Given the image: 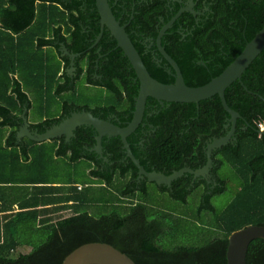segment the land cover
<instances>
[{"label": "trees", "instance_id": "1", "mask_svg": "<svg viewBox=\"0 0 264 264\" xmlns=\"http://www.w3.org/2000/svg\"><path fill=\"white\" fill-rule=\"evenodd\" d=\"M206 4L198 23L183 12L161 37L189 86L217 76L264 26V0ZM164 10L163 0H151L126 33L149 74L173 83L168 63L156 61L140 41L156 36L158 17L169 19ZM98 32L95 0H0V264H61L89 241L109 243L136 264H227L229 234L247 224L264 225V48L225 89L240 118L234 138L212 152L213 183L184 173L167 186L137 178L119 136L102 137L106 162L88 150L95 144L91 126H78L68 141L16 138L23 109L37 132L72 111H90L119 126L131 119L139 82L107 32L100 52L111 49L109 62L101 58L103 66L95 69L98 43L89 46ZM62 46L79 53L74 79L64 70L69 58ZM97 74L102 82L94 80ZM85 82L104 88L88 95ZM228 117L216 94L163 104L147 97L142 122L126 139L147 171L196 169L206 162V141L228 132ZM80 165L87 174L82 181ZM150 184L176 203L159 205L161 195ZM228 191L230 199L216 208L212 197ZM65 210L71 214L58 215ZM25 246L27 252L18 251ZM246 264H264V239L250 242Z\"/></svg>", "mask_w": 264, "mask_h": 264}, {"label": "water", "instance_id": "2", "mask_svg": "<svg viewBox=\"0 0 264 264\" xmlns=\"http://www.w3.org/2000/svg\"><path fill=\"white\" fill-rule=\"evenodd\" d=\"M95 6L99 14L100 30L96 36L93 45L98 41L104 27L108 29L114 37L117 47L128 59L132 69L135 72L139 82L137 95L134 98V109L131 119L124 125L119 126L108 119H102L94 116L90 111L80 110L72 111L67 117H64L57 124L51 125L43 132H37L30 128L26 109L20 114L21 124L16 130L17 140L28 138L34 142H44L51 139L64 137L68 141L73 135L74 130L80 125H87L94 128L96 135L95 144L88 150L99 154L103 160H107L102 154L101 139L104 135L119 136L122 147L125 152V158H129L137 168V178H146L156 184L170 186L171 182L184 173H190L194 178L202 177L207 180L210 177L212 168V152L214 149L226 144L234 137V131L237 118L240 114L230 108L225 99V89L235 80L240 79L244 70L252 60L264 48V26L244 45L241 52L215 77L208 82L198 85L189 86L184 82L182 73L175 60L165 51L161 45V36L170 27L182 10L194 12L191 9V3L188 7L180 9L174 16L166 22L158 31L155 43L158 51L173 70V83H163L153 78L145 67L138 51L131 42L124 26L114 17L108 0H95ZM61 50L74 58L77 54H70L63 46ZM72 62V61H71ZM170 72V70H168ZM218 95L223 109L228 113V122L225 124L229 127L228 132L220 137H213L205 146L206 162L203 166L191 169L182 167L173 170L169 174L158 171H147L140 164L139 160L133 155L127 136L136 130L141 124L145 110L147 97L155 98L160 104L163 102H198L212 95ZM255 238L264 239V225L247 224L237 230L232 231L228 238L226 249L227 264H246V252L250 242ZM61 264H136L127 254L115 248L106 242L89 241L84 242L70 252H68L61 261Z\"/></svg>", "mask_w": 264, "mask_h": 264}, {"label": "flooded vegetation", "instance_id": "3", "mask_svg": "<svg viewBox=\"0 0 264 264\" xmlns=\"http://www.w3.org/2000/svg\"><path fill=\"white\" fill-rule=\"evenodd\" d=\"M150 1L151 0H108V3H109V6L111 8V11H112L114 17L119 21L120 25L124 26L125 31H126V27L130 26V23H131L132 19L134 18L136 13L139 12V8H140L139 14H141L143 12V10L145 9V7L147 6V4H149ZM163 3H164V7H165L164 15L166 16V18L168 17L169 19L165 21L164 20V16H159L158 17V20L155 23V28H154V30L157 31V33L161 29V27L166 22H168L170 20V18L172 16H174L180 9L188 7L190 5V3H191V9L194 12L192 13L191 11L182 10L181 13L178 15V17L180 15H182L183 12H188V13H190L193 16L194 22L198 23L199 20L201 19L200 17L203 16L205 14V12L208 10L207 4H206V0H163ZM198 3H200V5ZM142 6H144V7H142ZM177 18L175 19V21L177 20ZM174 22H173V24H174ZM188 22L191 23L192 21L188 20ZM98 27H99V30H100L99 14H98ZM170 27H168V29ZM180 27H182V26L180 25ZM184 28L185 27H183L182 29H184ZM133 31L134 30L132 29V32ZM104 32L108 33L109 43H111L113 41L115 42V46H113V49L117 48L116 41H115L114 37L110 34L108 29L106 27H104L103 30H102V34H101L100 38L98 39V41L93 45L94 41L96 40V37H95L93 42L89 46V48H93L98 43V47L96 48V52H98V57L95 60V63H96L95 64V69L96 70L100 69L103 66V64H104V63H102L100 65V59L101 58H103L105 60V62H109V58H108L107 55H110V50L111 49H106V50H104V52H100V51H102L104 49V46H103V44L101 42V38H102V35L104 34ZM165 32H164V34H165ZM157 33H156V35H157ZM98 34H99V32H98ZM155 38H156V36L155 37L143 36V37L140 38V41L145 45L147 50H150L153 58L156 61L161 62L164 58L162 57V55L160 54V52L158 51V49L156 47ZM62 53L65 54L63 51H62ZM70 54H77V55L74 58H71L69 55H67V57L69 58V61H68V65L64 67V70L66 71L69 80L71 78L74 79V77H76V75H77L76 74L77 73V70H76L77 66L75 64V59H76L77 56H79V53H70ZM158 55H160V57ZM123 56H124V54H123ZM93 77H94V80H98L99 82H102L100 74H97V75H95ZM85 85L89 86V87H94V85H91V84L86 83V82H85ZM95 86H97V85H95ZM97 87H98V90L104 88L101 85V83H99ZM210 140L206 141V143H208ZM98 157L101 158L99 154H98ZM102 161L106 162L108 160H103L102 159ZM209 173H210V171H209ZM206 181H207V183H211V182L213 183V180L211 179V175Z\"/></svg>", "mask_w": 264, "mask_h": 264}, {"label": "rangeland", "instance_id": "4", "mask_svg": "<svg viewBox=\"0 0 264 264\" xmlns=\"http://www.w3.org/2000/svg\"><path fill=\"white\" fill-rule=\"evenodd\" d=\"M84 88H85L84 89V93L85 94H88V95L94 94V93H97L98 92V87L97 86H94V87H84ZM259 128H260V130L264 129V123H260L259 124ZM225 169H226V171L229 170V168H225ZM77 173H78V179H79V181H82V180H85L86 179V175L87 174H85L86 173V170H85L84 165H80L78 167ZM150 188L153 191H155V193L159 194V196L161 195L160 198L158 199V201L161 203L159 205L166 206V204L173 205L174 203H176L173 199H171L170 197H168L166 193H160L158 191V189L154 185L150 184ZM199 193L200 192L198 191L196 194H198V196H199ZM198 196L196 195L197 199H198ZM229 199H230V192L228 191V192H225V193H222V194H218V195L213 196L211 201L216 206V208H222L227 203V201ZM70 214H71V211L65 210V211L59 212L58 215L67 216V215H70ZM189 242L190 243H194V244L200 243L199 239H191V240H189ZM29 248L30 247H28V246L20 247L18 249V251H20V252H27L29 250ZM14 255H17V254H14Z\"/></svg>", "mask_w": 264, "mask_h": 264}, {"label": "built area", "instance_id": "5", "mask_svg": "<svg viewBox=\"0 0 264 264\" xmlns=\"http://www.w3.org/2000/svg\"><path fill=\"white\" fill-rule=\"evenodd\" d=\"M81 186L79 185L78 188H80Z\"/></svg>", "mask_w": 264, "mask_h": 264}, {"label": "crops", "instance_id": "6", "mask_svg": "<svg viewBox=\"0 0 264 264\" xmlns=\"http://www.w3.org/2000/svg\"><path fill=\"white\" fill-rule=\"evenodd\" d=\"M28 119V118H27ZM28 122H29V120H28ZM30 123V122H29Z\"/></svg>", "mask_w": 264, "mask_h": 264}]
</instances>
